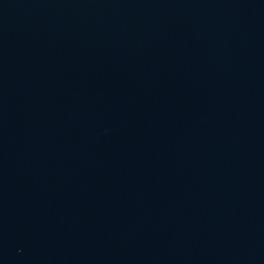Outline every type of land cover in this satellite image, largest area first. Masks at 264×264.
<instances>
[{
  "label": "water",
  "instance_id": "water-1",
  "mask_svg": "<svg viewBox=\"0 0 264 264\" xmlns=\"http://www.w3.org/2000/svg\"><path fill=\"white\" fill-rule=\"evenodd\" d=\"M0 264H264V0H0Z\"/></svg>",
  "mask_w": 264,
  "mask_h": 264
}]
</instances>
